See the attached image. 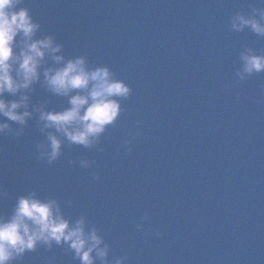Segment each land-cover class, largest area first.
<instances>
[{
	"label": "water",
	"instance_id": "95a60500",
	"mask_svg": "<svg viewBox=\"0 0 264 264\" xmlns=\"http://www.w3.org/2000/svg\"><path fill=\"white\" fill-rule=\"evenodd\" d=\"M21 6L40 24L35 38L51 35L65 60L83 56L89 68L107 67L131 94L119 100L117 121L85 149L55 129L41 130L34 109L70 107L69 97L42 86L41 75L25 93L31 117L21 135H14L20 125L0 117L12 129L0 136L6 193L0 217L9 218L16 199L35 192L55 199L70 223L84 217L86 230L97 228L109 245V264L119 257H127L125 264H264V102H258L264 72L236 77L245 48L264 55V37L229 28L232 16H252L264 4L24 0ZM59 66L46 57L39 71ZM48 133L62 141L52 164L37 150L47 146ZM80 160L90 167L81 168ZM73 255L67 245H37L13 264H80Z\"/></svg>",
	"mask_w": 264,
	"mask_h": 264
},
{
	"label": "clouds",
	"instance_id": "9594fccd",
	"mask_svg": "<svg viewBox=\"0 0 264 264\" xmlns=\"http://www.w3.org/2000/svg\"><path fill=\"white\" fill-rule=\"evenodd\" d=\"M259 2L264 4V0ZM23 3L24 0H0V97L4 94L18 97L7 102L0 98V117L20 125L14 135H21L23 126L31 117L27 111L29 96L25 93L31 91L42 75V86L53 95L69 97L70 107L59 112H46L43 106L34 109L39 112V121L43 123L41 130L55 129L69 144L91 149L99 142L106 127L117 121L123 111L119 100L127 99L131 89L116 79L107 67L93 69L88 67L83 56L65 60L62 55H57L61 52V45L55 43L51 35L35 38L40 24L34 22L26 7L21 6ZM229 28L237 33L248 28L255 35L264 37V8L253 9L252 16L235 14L230 18ZM46 57L60 66L47 68L41 73L39 70ZM239 59L238 81L264 72V55L255 54L251 48H245ZM72 92L77 94L69 96ZM258 102H264V94ZM11 131L7 122H0V136ZM130 135L134 138L140 132ZM47 141L46 147L37 145V150L40 159L52 164L61 155L62 141L52 133H48ZM130 144V139L123 144L129 152ZM79 166L89 168L90 162L80 160ZM92 179L98 177L93 175ZM5 195L0 190V198ZM136 227L138 231L143 230L141 224ZM53 243L67 245L68 251L74 253L73 259L79 260L80 264H96L97 261L109 264V245L97 228L91 226L86 230L84 217L70 223L55 199L41 200L31 192L16 199L9 218L0 217V264H13L26 252L35 251L37 245L50 249ZM126 260L127 257L115 258L112 264H125Z\"/></svg>",
	"mask_w": 264,
	"mask_h": 264
}]
</instances>
